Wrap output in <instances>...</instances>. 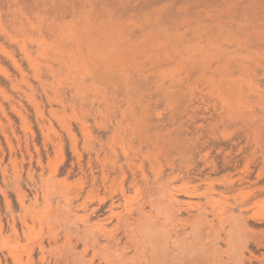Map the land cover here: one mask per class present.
<instances>
[{
  "label": "rangeland",
  "instance_id": "1",
  "mask_svg": "<svg viewBox=\"0 0 264 264\" xmlns=\"http://www.w3.org/2000/svg\"><path fill=\"white\" fill-rule=\"evenodd\" d=\"M0 264H264V0H0Z\"/></svg>",
  "mask_w": 264,
  "mask_h": 264
},
{
  "label": "bare ground",
  "instance_id": "2",
  "mask_svg": "<svg viewBox=\"0 0 264 264\" xmlns=\"http://www.w3.org/2000/svg\"><path fill=\"white\" fill-rule=\"evenodd\" d=\"M174 200H176V199L174 198Z\"/></svg>",
  "mask_w": 264,
  "mask_h": 264
}]
</instances>
